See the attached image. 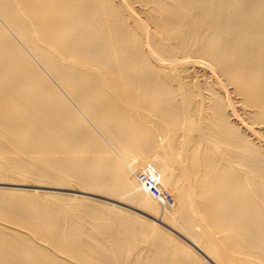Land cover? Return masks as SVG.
I'll return each instance as SVG.
<instances>
[{
	"label": "bare ground",
	"instance_id": "1",
	"mask_svg": "<svg viewBox=\"0 0 264 264\" xmlns=\"http://www.w3.org/2000/svg\"><path fill=\"white\" fill-rule=\"evenodd\" d=\"M0 184L81 193L0 187V264H264V0H0Z\"/></svg>",
	"mask_w": 264,
	"mask_h": 264
},
{
	"label": "rangeland",
	"instance_id": "2",
	"mask_svg": "<svg viewBox=\"0 0 264 264\" xmlns=\"http://www.w3.org/2000/svg\"><path fill=\"white\" fill-rule=\"evenodd\" d=\"M160 137H163L162 135H158V139L159 140H161L162 138H160ZM129 167H131V168H129ZM128 169L132 172V173H134V175L136 176L138 173H136V170L134 169V167L132 166V165H128ZM133 170V171H132ZM138 176H139V179H142V177L138 174L136 177L138 178ZM4 186V184H0V187H3ZM4 187H7V188H17V189H22V187H23V189H26V190H28V189H31V190H36V192H43L44 191V189H45V191H44V193L46 192V193H50V194H60V193H62V194H67L68 192H69V194L68 195H71V193H72V195H73V193L74 194H79V195H81V193H77V192H72V191H67V190H63V189H53V188H43V187H33V186H28V188L27 187H25V186H21V185H7V184H5V186ZM20 187V188H19ZM25 187V188H24ZM32 187V188H31ZM38 188H39V190H38ZM38 190V191H37ZM51 190V191H50ZM66 191V192H65ZM53 192V193H52ZM59 192V193H58ZM171 194V193H170ZM82 195H85V194H82ZM85 196H88V197H93V199H96V198H99L100 200H106L107 201V203L109 202V203H113L114 205H117L118 207H122V208H124V209H130V210H132L134 213L133 214H135L136 212H138V213H136L135 215H139V216H141V215H143V216H141L142 218L144 217H146V219L148 218L149 220H153L155 223H157V224H159L160 226H162V227H165V226H167V225H165L164 223H162L161 221H159V220H157V219H153V217L152 216H148V215H146L145 213H143L142 211H140L139 212V209H136V208H133V207H131V206H128L127 204H125L124 202H122V203H124V204H122L121 202H117V201H114V200H111V199H107V198H103V197H101V196H97V195H92V194H88V195H85ZM173 196V195H172ZM122 204V205H121ZM128 206V207H127ZM120 207V208H121ZM132 209H131V208ZM134 209V210H133ZM132 211H130L131 213H132ZM140 213V214H139ZM148 216V217H147ZM151 219H150V218ZM159 222V223H158ZM164 225V226H163ZM168 228V230H170V231H172L175 235H179L177 232L175 233V231L174 230H172L171 228L169 229V227L167 226L166 227V229ZM185 241H187L186 239H184Z\"/></svg>",
	"mask_w": 264,
	"mask_h": 264
}]
</instances>
